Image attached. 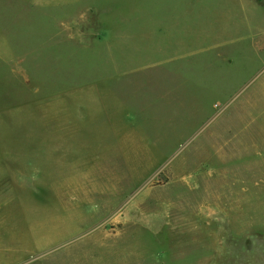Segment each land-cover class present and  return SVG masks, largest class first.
<instances>
[{
  "label": "rangeland",
  "instance_id": "374dc122",
  "mask_svg": "<svg viewBox=\"0 0 264 264\" xmlns=\"http://www.w3.org/2000/svg\"><path fill=\"white\" fill-rule=\"evenodd\" d=\"M2 171L0 264H264V0H0Z\"/></svg>",
  "mask_w": 264,
  "mask_h": 264
},
{
  "label": "crops",
  "instance_id": "0c3cea01",
  "mask_svg": "<svg viewBox=\"0 0 264 264\" xmlns=\"http://www.w3.org/2000/svg\"><path fill=\"white\" fill-rule=\"evenodd\" d=\"M97 22L98 20L96 19V23ZM96 30L97 27L93 32L94 35L92 38L96 37L100 41L101 33H98ZM79 32L84 34L82 31ZM66 140L69 139H64V141ZM12 142L22 143L19 139L12 140ZM37 142L39 143V140H37ZM16 170L22 173V171H20L17 167ZM17 171L0 172V239H3L8 243L11 242V244L9 243L11 245L9 248L11 253L23 252L26 254L27 251L34 247L33 244L36 242L34 239V231L36 229L35 227L37 225L39 226L38 216L41 202H35L30 194H26V192L28 193V189L25 190L23 188L25 185H22L19 180V176L24 175L19 173H15V175H13V172ZM69 172L71 173V170ZM9 174H11V176H9ZM18 206L22 209L23 207L26 208L27 215H30L31 222L28 221L24 223L22 216L20 218L15 216L16 208ZM6 218H11L13 220L11 222L6 221ZM27 220H29V216L27 217ZM25 224L28 226L26 233L24 232L25 229L22 228ZM21 240L22 243L20 246H17L16 243L19 244Z\"/></svg>",
  "mask_w": 264,
  "mask_h": 264
}]
</instances>
